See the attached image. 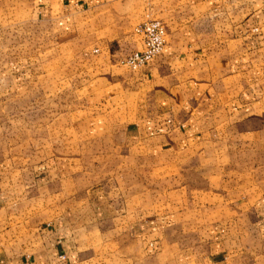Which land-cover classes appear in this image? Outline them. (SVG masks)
Instances as JSON below:
<instances>
[{
    "label": "crops",
    "instance_id": "1",
    "mask_svg": "<svg viewBox=\"0 0 264 264\" xmlns=\"http://www.w3.org/2000/svg\"><path fill=\"white\" fill-rule=\"evenodd\" d=\"M32 2V16L61 23L41 77L80 97L66 129L82 141L0 158V264H264V0H56L55 15L53 0ZM146 15L165 43L130 68ZM225 127L237 141H222ZM139 161L144 177L196 168L209 183L195 191L219 195V211L133 217L99 181L121 178L128 194Z\"/></svg>",
    "mask_w": 264,
    "mask_h": 264
},
{
    "label": "rangeland",
    "instance_id": "2",
    "mask_svg": "<svg viewBox=\"0 0 264 264\" xmlns=\"http://www.w3.org/2000/svg\"><path fill=\"white\" fill-rule=\"evenodd\" d=\"M32 1L0 2V10L6 12L4 17L8 16L1 22L0 31V158L28 156L35 160L58 147V141H82L66 129L82 116L81 112H75L81 103L80 97L69 89L59 90L58 83L43 82L41 77L43 44L50 46L57 41L58 34L53 29L61 23L57 19L44 21L41 14L32 16ZM55 3L53 0V15L58 13ZM37 4L36 10L40 8ZM47 69L56 75L59 71L58 67ZM218 134L222 141H237L239 136L234 127L222 128ZM147 168L148 164L141 161L128 162V194L123 190L121 178H100L99 182L114 186L110 189L117 191L108 196L128 202V208H133L130 210L133 217L153 212H184L185 206H192L196 210L184 213L193 214L196 220H205L219 211L217 207L222 201L219 195L195 191L208 187L209 183V179L204 184V179L197 177L196 168L189 167L182 175L144 177L140 170ZM259 176L264 181V169L254 177L262 182ZM216 180L218 178L212 179L213 182ZM213 190H218L216 183ZM263 191L264 185L256 195H263ZM206 203L208 206L213 204V208L204 209Z\"/></svg>",
    "mask_w": 264,
    "mask_h": 264
},
{
    "label": "built area",
    "instance_id": "3",
    "mask_svg": "<svg viewBox=\"0 0 264 264\" xmlns=\"http://www.w3.org/2000/svg\"><path fill=\"white\" fill-rule=\"evenodd\" d=\"M133 32L139 38L140 47L130 52L121 61L130 68L142 66L158 55L164 46L166 37L162 22L147 15L133 27Z\"/></svg>",
    "mask_w": 264,
    "mask_h": 264
}]
</instances>
